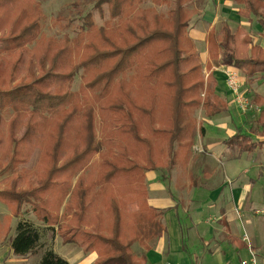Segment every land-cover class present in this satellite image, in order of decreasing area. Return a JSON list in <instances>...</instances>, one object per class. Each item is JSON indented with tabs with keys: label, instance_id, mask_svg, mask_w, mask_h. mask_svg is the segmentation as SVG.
<instances>
[{
	"label": "trees",
	"instance_id": "trees-1",
	"mask_svg": "<svg viewBox=\"0 0 264 264\" xmlns=\"http://www.w3.org/2000/svg\"><path fill=\"white\" fill-rule=\"evenodd\" d=\"M30 1L32 7H25L8 29L2 27L0 19V30H8L10 35L3 37L0 44V70L12 62L11 72L0 79V87L9 84L11 88H0V159L1 164L8 162L0 174L11 165L18 174L15 187L0 191V198L18 212L11 247L19 256H39L35 264H71L54 248L60 233L67 243L98 251L96 264H146V250L166 231L164 211L155 210L144 201L146 210L153 215L146 218L139 214L143 203L134 192L132 197H124V206L114 199L110 201L114 217L120 218L122 212L130 216L131 211L136 215L134 234H126L117 223L112 232L107 225L93 224L90 212L93 213L98 187L86 182L82 172L92 168L93 158L98 155L99 185L130 176L136 189L140 178L146 182L147 171L164 172L163 166L154 164L151 155L154 138L168 137L170 164L185 154L183 150L192 147L195 134L189 121L182 118L184 107L200 109L206 117L217 116L229 108L215 91L214 76L209 74L206 79L189 34L197 13L194 2L76 1L69 6L72 15L55 19L57 33L47 35L45 15L38 3ZM148 1L161 2L158 4L162 8L157 9ZM236 2L242 7V14H255L264 21V0ZM11 4L15 0H0V9ZM105 7L110 13L108 18ZM95 12L103 16L101 22L94 18ZM242 35V29L232 31L224 23L210 33V51L215 60L214 50L217 56L221 54L220 63L243 69L249 78L257 77L264 73V49L252 46L248 53L239 55L240 46L250 42ZM79 77L81 83L75 90L73 83ZM135 81L149 83L153 99L150 107L144 99L133 95L131 84ZM157 85L171 93L175 104L177 117L172 118L170 129L153 128L162 124L153 115ZM6 112H12L7 131L2 127ZM105 112H112L114 117H102ZM135 114L150 117L151 132L143 134L142 117L138 120ZM44 125H49L50 130ZM18 127H24V136L16 140L12 135ZM203 131L201 126V135ZM129 136L137 147L147 148L146 157L142 158L137 148L121 142ZM239 137H233L232 142ZM43 140L46 160L41 163L45 168H39L44 172L40 171L36 179L38 186L32 182L26 186L29 190H20L18 186L26 177L18 168L31 160L37 148L42 149ZM256 145L251 143L248 150ZM140 158L149 166L142 165ZM145 190L147 202L146 185ZM110 233L111 237L106 236ZM137 243H144L145 247L136 250Z\"/></svg>",
	"mask_w": 264,
	"mask_h": 264
},
{
	"label": "crops",
	"instance_id": "crops-1",
	"mask_svg": "<svg viewBox=\"0 0 264 264\" xmlns=\"http://www.w3.org/2000/svg\"><path fill=\"white\" fill-rule=\"evenodd\" d=\"M193 2L197 13L189 34L206 79L209 74L214 76L215 91L229 108L214 117H198L197 124L204 131L201 135L196 130L192 147L168 163L164 172H146L147 203L164 211L166 231L146 250L145 261L240 264L250 259L253 251L259 264H264V73L249 78L243 69L220 63L221 54L217 56L216 50L215 60L209 46L210 33L227 23L232 31L242 29V37L249 38V43L240 46L239 55L248 53L252 46L264 49V21L255 14H242L236 0ZM261 11L264 13V7ZM227 69L238 74L240 90L254 104L253 109L244 112L239 107L227 82ZM237 135L239 139L232 142ZM244 141L257 145L248 150L250 146ZM0 202L4 204L0 203V264H28L31 256L16 255L11 247L12 224L17 216H13L9 203L1 198ZM58 236L60 233L54 248L57 251L58 244H70L61 256L71 264L98 262V251H86L84 246L67 243L62 236L60 241Z\"/></svg>",
	"mask_w": 264,
	"mask_h": 264
},
{
	"label": "rangeland",
	"instance_id": "rangeland-1",
	"mask_svg": "<svg viewBox=\"0 0 264 264\" xmlns=\"http://www.w3.org/2000/svg\"><path fill=\"white\" fill-rule=\"evenodd\" d=\"M35 3H38L40 5V9L42 10L43 14L45 15V26H44V31L46 32L47 35H51L54 33H57L58 31V27L55 26V19L60 17V15L62 16H67V15H72L71 11H69V6L72 5L73 3H75L76 1H82V0H33ZM161 3V2H158ZM158 3H153L152 1H148V4H151L152 6H155L157 9L158 8H162L161 4ZM32 7L31 1L30 0H19L16 3L15 0V4H11L9 7L5 8V9H0V19H1V25L4 29H8L11 24L19 17V15L21 14V12L23 10H25V7ZM144 6V5H143ZM106 9V18L109 17L110 13L108 12L107 8ZM162 12V11H161ZM101 17L99 13L95 12L94 18H96L97 21L101 22ZM8 30H0V44L2 43V38L3 37H8L10 35H8ZM11 67H12V62L6 67L0 70V79H3L5 76H7L10 72H11ZM206 67V66H205ZM205 72H208V69L205 68ZM81 83V77H79L78 79H76V81L73 83V88L76 90L79 88ZM15 84H13L14 86ZM132 88H133V95L136 96L137 98L140 97L142 99H144L147 104V107H150V103L151 101H153L152 99V93H151V89H150V85L149 83H147V81H135L131 84ZM0 88H4L5 90L7 89H11L9 87V84H5L4 86L0 87ZM156 94L157 97L154 100V119L157 121H161L162 124H155L153 125L154 127H166L167 129H170L173 125V117H177L174 113V102H173V98L171 93H168L167 91L163 90V87L160 85H157V89H156ZM228 112V111H227ZM182 118H186V120L189 121L190 126L189 128L193 129V132L195 133L196 130H199L200 132V127L197 124V120L198 117H206L205 113L200 111V109L194 110V107H184V109L182 110ZM108 116V117H114V115L112 114V112L109 113H104L102 115V117L104 116ZM232 115V111L231 113H228L227 117H230ZM5 116V123L2 124V127L7 130H10V125H7V122L9 121V119L12 116V112H6L4 114ZM135 117L138 118L142 117L141 119V126L143 129V134H148L149 132H151L150 128L151 126V122H150V117L148 116H140L139 114H135ZM194 118L196 119V121H194ZM99 121V120H98ZM46 125V124H45ZM44 128L50 130L49 125H47ZM162 125V126H161ZM99 126V125H98ZM195 126V127H194ZM100 127V126H99ZM98 127V132L101 131V129ZM189 129V130H190ZM200 134H198V137H200ZM13 138H15L16 140L21 139L24 136V127L20 128H16L15 133L12 135ZM197 137V136H196ZM154 143H153V147H152V157L155 159L154 164H156L157 166H163L164 168H166V166L168 165L169 160V156H168V137L167 136H158L156 138H154ZM197 139V138H196ZM121 142H126L127 144H129L130 148H137L138 151L141 152V157L144 158L147 155V148L140 146L137 147L138 145L134 144V142L132 140H130V136L129 138H125V139H121ZM194 140V139H193ZM198 141L199 138L197 139ZM245 144L250 146V142L248 141H244ZM198 146L200 145L197 144ZM46 141L43 140L42 142V149L41 148H37L35 150V152L33 153L31 160L24 165H20L18 168V171L23 173V175H25L26 179L24 181H21L18 186V188L21 190L23 188L29 190L28 185H30L29 183L34 182V186H38V182L36 179H38V175L41 174L40 171L42 172L43 170H40L39 168L44 167L41 163L44 162L45 158V153H46ZM20 147V146H19ZM16 148V145H15ZM190 149V148H189ZM135 150V149H134ZM45 151V152H44ZM166 151V153H165ZM183 153H186L187 150H183ZM139 152V153H140ZM184 155V154H183ZM22 160V158H21ZM141 160V164L144 166H149L143 159H139V161ZM2 159H0V164H1ZM98 163H99V158L98 155H96L93 158L92 161V168L90 170H85L83 173V179H86V182L88 183H92L94 186L97 185L98 189L96 190L95 194H97V200L95 202L94 208H92L93 213L90 212V215H93L92 217H90L91 221L93 220L94 223L93 224H103V225H107V227H109V231L112 232L113 226L117 223V225L122 226V229L125 231L126 234L128 235H132L134 234V230L132 228L133 225H135V222H137V218H135V214L131 211V214L129 216L128 213L126 212H122L121 217L120 218H116L113 216V212H112V208H111V203L110 201L112 199L116 200L119 204H122L124 206V197L126 199L132 197L131 195H134V192L136 195H138L140 198L139 200L142 201V209L138 211V209H136V211H138L139 214H143V216H145L146 218H150L153 213H149L148 210H146L145 205L147 204L146 202V190H145V185L146 182L143 183L142 178H140L138 180V185L136 187V189H133L132 187V183H133V179H131L130 176H123L120 178L115 179L116 182H111L109 184L104 185V183H101L100 185L98 184V175H99V168H98ZM8 165V162L5 161L0 165V172L1 170H3V168H5ZM48 165V164H47ZM46 165V166H47ZM91 166V165H90ZM22 169H25L24 171ZM17 171H15V168H13V165H11V167L8 170H5L3 174H0V191L3 189H12L13 187H15V178L18 176L17 173H15ZM44 172V171H43ZM20 174V173H19ZM140 174L141 177V173ZM138 174L136 179L138 178ZM79 177V175L77 176ZM131 180V183L129 181V179ZM217 179H219L217 177ZM135 180V179H134ZM76 182V177L74 179V183ZM27 186V187H26ZM30 187V186H29ZM102 187V188H100ZM104 188V189H103ZM15 190V189H14ZM132 192V193H131ZM144 201L146 204H144ZM1 203V202H0ZM1 205H4L3 203H1ZM6 207V206H5ZM64 209V206L62 207V210ZM15 213L18 212L16 211L15 206L12 207V214L13 216H15ZM17 219L14 218L13 220V232L12 234L15 235L16 232V226H17ZM69 227L72 226V224H68ZM68 229H63L64 232H66ZM129 231V232H128ZM71 234H69L68 232V236L70 237ZM106 236L111 237V233L110 234H106ZM61 237V236H60ZM58 236V239L61 241L62 238H60ZM66 237V238H67ZM57 239V238H56ZM56 241V240H55ZM144 244V243H143ZM143 244H139L137 243V247H145ZM68 247H71L70 244H67L66 246H63L62 244H58L57 245V252L61 255L63 252V250L65 251ZM144 249V248H143ZM39 259V256H31V259H29L28 264H35ZM202 261L200 260V263Z\"/></svg>",
	"mask_w": 264,
	"mask_h": 264
},
{
	"label": "built area",
	"instance_id": "built-area-1",
	"mask_svg": "<svg viewBox=\"0 0 264 264\" xmlns=\"http://www.w3.org/2000/svg\"><path fill=\"white\" fill-rule=\"evenodd\" d=\"M226 74H227L228 85L232 90V92L234 93L236 97L235 100L238 103L239 107L244 112H247L249 109H253L254 104L250 102V100L247 99L240 90L239 77L236 71L227 69ZM240 264H259V261L257 259L256 254L252 251L251 258L247 260H242Z\"/></svg>",
	"mask_w": 264,
	"mask_h": 264
}]
</instances>
